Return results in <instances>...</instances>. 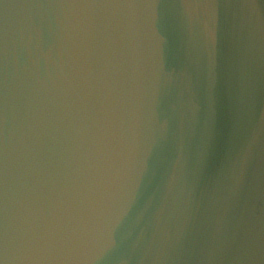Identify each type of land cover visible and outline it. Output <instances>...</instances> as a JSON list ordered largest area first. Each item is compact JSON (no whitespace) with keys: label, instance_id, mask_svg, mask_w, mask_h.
<instances>
[{"label":"clouds","instance_id":"9594fccd","mask_svg":"<svg viewBox=\"0 0 264 264\" xmlns=\"http://www.w3.org/2000/svg\"><path fill=\"white\" fill-rule=\"evenodd\" d=\"M0 264H264V0H0Z\"/></svg>","mask_w":264,"mask_h":264}]
</instances>
